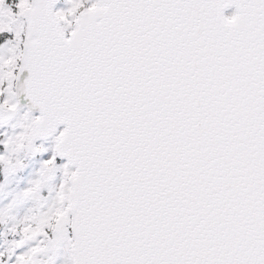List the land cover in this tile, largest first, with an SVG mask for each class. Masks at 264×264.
<instances>
[{"label":"snow or ice","instance_id":"snow-or-ice-1","mask_svg":"<svg viewBox=\"0 0 264 264\" xmlns=\"http://www.w3.org/2000/svg\"><path fill=\"white\" fill-rule=\"evenodd\" d=\"M0 264H264V0H0Z\"/></svg>","mask_w":264,"mask_h":264}]
</instances>
